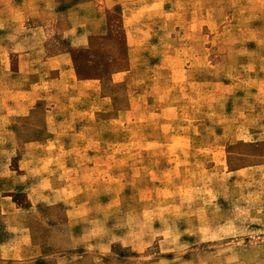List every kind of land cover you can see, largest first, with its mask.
I'll list each match as a JSON object with an SVG mask.
<instances>
[{"label":"rangeland","instance_id":"1","mask_svg":"<svg viewBox=\"0 0 264 264\" xmlns=\"http://www.w3.org/2000/svg\"><path fill=\"white\" fill-rule=\"evenodd\" d=\"M30 1L0 0V264H264V0Z\"/></svg>","mask_w":264,"mask_h":264},{"label":"crops","instance_id":"2","mask_svg":"<svg viewBox=\"0 0 264 264\" xmlns=\"http://www.w3.org/2000/svg\"><path fill=\"white\" fill-rule=\"evenodd\" d=\"M33 0H31L28 4L32 5ZM45 4L44 5H48L50 3V1H43ZM60 2H69V1H61ZM83 2V0H79L77 2H75L74 6L71 5V7L66 8L67 11H71L75 10V8H77L81 3ZM23 3V2H22ZM53 4H57L59 3V0H52ZM64 12V13H65ZM70 12V13H71ZM60 13V12H58ZM11 14V18L10 20L12 21H23L22 23H25L26 21L29 23L28 24V30H32V27H35L37 24L36 23H32L30 24L31 21H34L37 18H40V13L37 12H33V11H29V12H15V13H10ZM3 15H0V18H2ZM75 19H77V15L75 17ZM92 19V18H91ZM88 23H83L82 24V28H80L77 25L72 24V26H69L67 29L68 33L72 36H74V40L77 39V41H72V45L73 46H77V47H84L87 44L88 41V37L91 36L92 34L96 33V28H97V24L94 23V21L91 22V25H95V29L94 28H90L87 29L88 27ZM43 27H46V25L44 24ZM85 27V28H84ZM39 28H34V32H36ZM43 29V28H42ZM84 29V30H83ZM79 40V41H78ZM29 65H34L35 63H33V61H27L26 62ZM39 65L41 66H45L47 69L50 70H56L58 69L60 72V79H64L65 77H69L73 80H77V76L75 74V71L73 69V65H72V60L71 57L69 55V52L67 51H62L60 50L59 52L53 54V55H48L45 56L44 58L41 59V62H39ZM79 81L83 82L86 80H82V79H78ZM99 99L97 98V101Z\"/></svg>","mask_w":264,"mask_h":264}]
</instances>
